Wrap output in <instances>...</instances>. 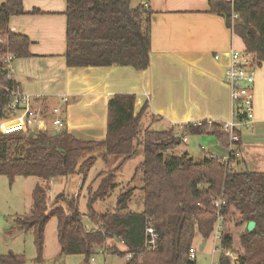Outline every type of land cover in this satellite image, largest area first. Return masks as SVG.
I'll return each instance as SVG.
<instances>
[{
	"label": "trees",
	"instance_id": "1",
	"mask_svg": "<svg viewBox=\"0 0 264 264\" xmlns=\"http://www.w3.org/2000/svg\"><path fill=\"white\" fill-rule=\"evenodd\" d=\"M0 121L7 116L10 91L17 85L10 77V67L3 57H26L30 38L9 28L13 15L23 13V0L0 3ZM209 13L226 19L227 26L241 38L244 51L254 55V65L264 63V0H208ZM33 12H39L35 9ZM153 11L144 0L132 7L131 0H67V64L71 67L133 66L146 70L151 63V21ZM8 69V73H5ZM134 94L118 93L108 103L107 136L103 140L76 137L67 128L52 131L27 127L0 131V176L11 182L17 176L41 179L34 189V207L30 216L18 219L26 229H34L41 255L46 226L52 218L58 222L60 256L82 254L85 262L96 253L113 252L125 256L133 253L124 264H197L190 256L192 247L200 249L202 241L214 235L218 215L216 199L222 206L223 229L221 244L234 247L233 230L245 227L240 236V264H264V171H239L218 158L195 159L188 152H170L183 141L175 129L156 131L149 128L140 139L141 120L147 106L138 113ZM184 132L212 134L224 147L230 137L223 123L202 121L188 123ZM240 134V131L237 130ZM137 143L143 144L144 161L137 171L143 174L144 210H127L133 189L122 192L114 212L99 213L94 204L114 190L115 174L102 181L89 195L88 211L80 210L78 199H67L66 207H47V182L78 172L96 163L97 152L104 157H134ZM240 146V143H239ZM80 164V165H79ZM46 185V186H45ZM86 216L91 227L84 220ZM256 221L252 231L249 221ZM147 225L154 227V242L146 246ZM115 239L123 247L109 245ZM228 264V259L224 258ZM0 264H26L23 255L11 252L0 255Z\"/></svg>",
	"mask_w": 264,
	"mask_h": 264
},
{
	"label": "crops",
	"instance_id": "2",
	"mask_svg": "<svg viewBox=\"0 0 264 264\" xmlns=\"http://www.w3.org/2000/svg\"><path fill=\"white\" fill-rule=\"evenodd\" d=\"M144 2L153 11L151 63L148 69L137 70L117 65L68 66L67 0H23L24 11L11 17L9 28L30 38L31 54L14 57L9 74L30 101L13 115L7 114L1 122L7 129L2 131L25 128L26 118L40 112L45 122L43 130L50 126L54 129L53 119L60 115L67 130L76 137L103 140L107 136L108 103L118 93L136 96V113L147 106L141 122L165 120L181 134L188 123L231 120L233 103L224 79L225 69L231 47L245 49L241 38L227 26L225 17L207 11L208 0ZM35 9L39 12H33ZM216 55L221 58L216 59ZM261 70L264 63L255 68L254 74ZM256 81L255 78L253 90L257 99L255 120L249 124L251 132L242 131L249 125L238 129L241 137L238 166L242 162L260 166L252 158L254 149L264 156V85ZM63 97L69 100L64 102ZM18 111L26 113L25 120L15 119ZM248 147L253 149L247 151Z\"/></svg>",
	"mask_w": 264,
	"mask_h": 264
},
{
	"label": "rangeland",
	"instance_id": "3",
	"mask_svg": "<svg viewBox=\"0 0 264 264\" xmlns=\"http://www.w3.org/2000/svg\"><path fill=\"white\" fill-rule=\"evenodd\" d=\"M5 0H0V3ZM141 0H131L132 7L139 4ZM6 37H0L1 41H4ZM6 41V40H5ZM242 41V40H241ZM242 49L241 44L238 45ZM240 50V49H239ZM257 72V71H256ZM256 75V84L264 85V70H261ZM257 97H254V100ZM69 100V99H68ZM69 103V102H68ZM6 114L8 111L6 110ZM12 114V113H11ZM25 112L18 111L15 119L25 120ZM13 115V114H12ZM6 118V117H5ZM4 118V119H5ZM3 119V120H4ZM51 119V118H50ZM0 131L7 129V125L1 123ZM149 122V121H148ZM150 124V125H149ZM251 125L243 127V132H251ZM47 131H52V127H49ZM140 139H144V131L146 129L165 131L171 129L165 120L162 122H149L146 120L141 122ZM8 131H12L9 130ZM184 137L187 141H182L181 144L170 152L174 154L185 153L186 151L195 159H201L204 157L205 152L212 153L216 156H222L227 153L226 147H221V142L211 134H190L184 132ZM183 137V138H184ZM202 147L206 151L202 150ZM136 148L138 153L131 159L124 160L123 156H108L104 157L103 152H97L96 163L91 168H87L88 163L82 164L79 167L78 172L68 177H60L56 180H49L47 183V207L48 211L57 207L65 206L67 199L74 197L80 202V210L86 214L88 211L89 195L94 193L105 179H110L111 175L115 174L114 182L115 187L111 194L104 200H99L94 204V208L99 213L114 212L117 208L118 197L122 192L133 189V196L128 204L129 211L141 212L144 210V192L143 186V174L141 171H137L138 167L144 161L143 144L137 143ZM253 149L248 147L247 151ZM255 154L253 157L257 159L260 166H252L249 163L246 165L244 162L237 166L239 171H260L264 170V163L261 158V151L258 153L254 149ZM252 156V155H250ZM264 157V156H262ZM80 165V164H79ZM41 179L35 176L25 177L17 176L13 182L9 180L7 176H0V255H8L11 252L17 255H23L26 264H124L125 257L119 253H96L93 254L88 263L85 262V257L82 254H71L60 256L61 245L58 240V222L56 218H52L46 226L44 234V245L41 255L39 254L36 245V233L34 229H26L19 224L18 219H22L25 216H30L34 207L33 192L38 183H41ZM84 220L91 227L89 219L84 216ZM245 227L237 228L233 230L234 236V248L238 249L240 244V236L244 232ZM109 245H116L118 248L123 247L121 242L115 239L108 240ZM216 244H219V239L213 235L211 236L204 249L197 252V264H211L215 258L218 257L213 252ZM238 251V250H237Z\"/></svg>",
	"mask_w": 264,
	"mask_h": 264
},
{
	"label": "built area",
	"instance_id": "4",
	"mask_svg": "<svg viewBox=\"0 0 264 264\" xmlns=\"http://www.w3.org/2000/svg\"><path fill=\"white\" fill-rule=\"evenodd\" d=\"M147 6V4H146ZM237 14L232 16V28L233 32L234 21L237 18ZM229 63L225 69V81L230 87L231 99L233 103V117L231 120L223 123V130L230 137L229 146L226 147L227 153L222 156H216L212 153L205 152L206 157L218 158L222 163L229 167H237L240 159V146L241 142L240 134L237 132L239 127L248 126L255 120V104H254V90L253 86L255 83V68L254 65V55L248 53L244 50H239L233 46L229 50ZM216 59H220V55L215 56ZM13 56L8 54L3 57L4 63L8 64L10 67L11 60ZM11 100L7 107L8 113H13L20 108H23L29 104L30 97L24 94L18 86L10 91ZM64 102L68 101L67 97H63ZM45 125L43 116L40 112L31 113L26 118V127L29 129H34L35 131L43 130ZM54 129L60 130L66 127L65 120L62 116L56 115L53 119ZM188 133V132H186ZM183 141H187L184 137ZM203 151H206L202 147ZM214 204L217 206L218 220L214 232L216 239H219V244H216L213 252L218 255L217 258L213 260L211 264H225L224 258L228 259V264H240L239 252L234 247L225 248L221 244L222 239V229H223V214L222 206L225 204L224 201L216 199ZM154 227L152 225H147L146 228V246L149 242H154ZM198 248L192 247L190 249V256L192 258L197 257ZM102 253V252H99ZM104 254H107L105 251ZM125 261H130L133 257V253H126ZM92 264H97L93 262Z\"/></svg>",
	"mask_w": 264,
	"mask_h": 264
},
{
	"label": "water",
	"instance_id": "5",
	"mask_svg": "<svg viewBox=\"0 0 264 264\" xmlns=\"http://www.w3.org/2000/svg\"><path fill=\"white\" fill-rule=\"evenodd\" d=\"M0 7H1V5H0ZM4 72H5V73H8V69H5ZM255 227H256V221L252 220V221H249V222H248V224H247V230H248V231H252V230H254ZM205 245H206V241L204 240V241H202V243H201V245H200V250H203L204 247H205Z\"/></svg>",
	"mask_w": 264,
	"mask_h": 264
}]
</instances>
